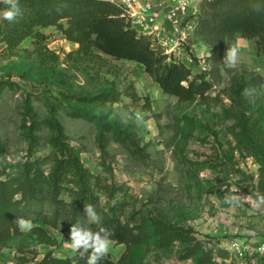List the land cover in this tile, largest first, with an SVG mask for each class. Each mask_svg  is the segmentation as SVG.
<instances>
[{"label":"rangeland","instance_id":"374dc122","mask_svg":"<svg viewBox=\"0 0 264 264\" xmlns=\"http://www.w3.org/2000/svg\"><path fill=\"white\" fill-rule=\"evenodd\" d=\"M42 32L45 39L37 47L31 39L12 52L0 44V84H5L0 90L3 177H20L28 160L42 170L49 169L55 150L45 125L48 118L59 122L66 143L82 165L106 177L95 139L98 125L110 124L144 154H132L107 135L106 162L112 168L113 182L120 187L116 200L125 206L121 219L134 227L143 226L148 236L147 241L130 247L126 264H264V256L253 254L239 261L229 250L234 239L251 248L264 243L260 164L237 143L227 112L232 89L254 75L264 77V55L257 52L256 40L235 37L231 42V48L238 49L235 67L221 71L205 100L180 102L164 95L142 65L117 61L98 51L92 58L79 59L74 55L77 44L68 41L62 31L48 27ZM183 36L176 47L169 46L171 52L168 46L156 43V47L193 74L207 71V47L186 33ZM112 88L119 93L116 103L90 105L74 98L92 97ZM255 91V96L248 93L243 98L249 102L256 136L264 141V83ZM25 100L36 122L33 134L37 141L32 150H28L22 128ZM74 111H86L96 118L72 117ZM61 198L69 200L66 194ZM101 201L105 202L104 196ZM153 220L187 229L189 238L165 245L154 232ZM37 225L49 241L21 231L22 235L0 243V264H35L46 252L76 259L77 253L65 244L71 242L70 231L60 224ZM191 246L196 247L195 253L183 257ZM125 251L124 244L111 241L108 253L114 261Z\"/></svg>","mask_w":264,"mask_h":264},{"label":"trees","instance_id":"16d2710c","mask_svg":"<svg viewBox=\"0 0 264 264\" xmlns=\"http://www.w3.org/2000/svg\"><path fill=\"white\" fill-rule=\"evenodd\" d=\"M5 7L0 3V13ZM19 7L22 16L16 22L10 23L0 15V44H4L7 51L16 50L27 39H31L37 47L45 39L42 30L56 27L68 41L77 44L74 55L79 59L92 58L98 51L117 61L142 65L164 95L175 97L180 102L206 99L213 81L228 68L226 53L235 37L255 39L257 52L264 55V0H202L199 3L197 13L190 18L194 27L188 35L208 49L209 55L204 61L209 69L199 74H193L183 63L153 49L151 40L130 29L120 16L119 8L106 0H19ZM262 83L264 77L254 75L252 80L232 89L227 112L233 120L232 131L237 143L260 164V185L264 187V141L256 136L255 125L248 113L249 102L243 98L245 89L255 96V88ZM4 85L0 84V90ZM129 95L134 97L131 92ZM74 98L90 105L116 103L119 93L112 88L92 97ZM23 111V135L28 142V150H32L37 141L33 134L36 122L28 100L23 104ZM70 115L89 121L96 118L86 111H74ZM45 125L51 131L55 150L49 169L42 170L28 160L20 177H3L0 170V243L22 235L15 223L21 217L35 225L31 234L48 241L50 238L38 223L52 227L60 224L68 231L73 224H80L94 232L105 228L112 233L110 240L124 244L126 251L117 261L108 253L99 264H126L130 247L147 241L148 236L143 226L134 227L121 219L125 206L116 200L120 187L113 182L112 168L106 162L107 135L130 148L136 156H144L143 152L116 126L99 124L95 141L100 150V165L108 176L94 175L69 148L59 122L48 118ZM64 194L68 196V201L61 198ZM101 196L105 197L104 203ZM85 204L94 206L100 217L99 223H94L87 216ZM152 224L154 232L165 245L189 238V231L182 227L161 220H153ZM195 251L196 247L191 246L184 251L183 257L188 258ZM90 253L91 250L81 257L77 252L76 259L72 261L46 252L35 264H87ZM22 261L27 262L25 259Z\"/></svg>","mask_w":264,"mask_h":264},{"label":"built area","instance_id":"2783aa9c","mask_svg":"<svg viewBox=\"0 0 264 264\" xmlns=\"http://www.w3.org/2000/svg\"><path fill=\"white\" fill-rule=\"evenodd\" d=\"M106 1L119 8L120 16L130 29L139 35L148 37L152 48L157 49L156 43L176 47L179 41H184V33L188 36L193 29H190V23H193L190 18L197 13L202 0ZM160 16L171 26V31L164 29L163 24L158 21ZM176 37L179 38L176 39ZM169 51H173V48L169 47ZM229 250L237 260L244 261L246 257L253 254L264 256V243L251 248L245 242L234 239L229 243Z\"/></svg>","mask_w":264,"mask_h":264},{"label":"clouds","instance_id":"9594fccd","mask_svg":"<svg viewBox=\"0 0 264 264\" xmlns=\"http://www.w3.org/2000/svg\"><path fill=\"white\" fill-rule=\"evenodd\" d=\"M0 3L6 5L5 9L0 13L4 20L8 22H16L17 18L22 16L19 7V0H0ZM238 59V49L232 47L226 53L225 63L227 67H235ZM249 93L245 89V95ZM235 199V198H234ZM264 201V197H261ZM84 210L87 216L94 222L99 223L100 217L98 216L95 208L91 204H85ZM22 232L31 231L34 227L30 220L18 218L15 222ZM112 233L110 230L101 228L100 231H92L90 228L82 227L80 224H73L70 227V243L65 241V244L74 252H79L81 257H84L91 250L90 255L87 256V264H99L109 252L110 237Z\"/></svg>","mask_w":264,"mask_h":264},{"label":"crops","instance_id":"0c3cea01","mask_svg":"<svg viewBox=\"0 0 264 264\" xmlns=\"http://www.w3.org/2000/svg\"><path fill=\"white\" fill-rule=\"evenodd\" d=\"M158 21L163 24L164 29L171 31V26L166 21L163 20L162 16L159 17ZM193 26H194V24L191 22L190 23V29H192Z\"/></svg>","mask_w":264,"mask_h":264}]
</instances>
